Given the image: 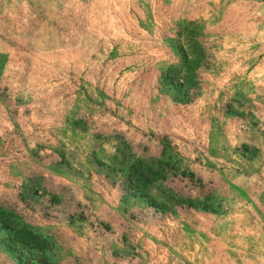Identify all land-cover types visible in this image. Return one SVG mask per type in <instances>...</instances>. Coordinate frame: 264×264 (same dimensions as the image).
<instances>
[{
    "label": "rangeland",
    "instance_id": "obj_1",
    "mask_svg": "<svg viewBox=\"0 0 264 264\" xmlns=\"http://www.w3.org/2000/svg\"><path fill=\"white\" fill-rule=\"evenodd\" d=\"M0 264H264V0H0Z\"/></svg>",
    "mask_w": 264,
    "mask_h": 264
}]
</instances>
